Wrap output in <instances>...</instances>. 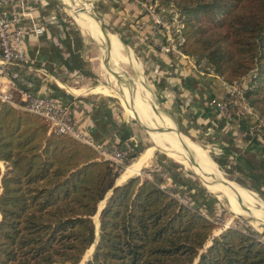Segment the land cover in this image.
Segmentation results:
<instances>
[{"label": "trees", "instance_id": "obj_1", "mask_svg": "<svg viewBox=\"0 0 264 264\" xmlns=\"http://www.w3.org/2000/svg\"><path fill=\"white\" fill-rule=\"evenodd\" d=\"M159 2L184 20L182 51L227 83L245 82V98L264 119V0ZM129 145L131 161L142 148ZM234 153H217L221 169L251 180L249 187L264 197L260 163ZM2 162L0 264H80L96 242L93 217L112 188L98 244L85 264H264V238L252 227L213 235L221 225L201 214L216 215L199 190L189 195L181 189L190 201L185 205L162 188L163 180L137 175L114 187L119 167L95 147L50 132L42 116L0 100ZM166 177L176 191L187 186L181 173Z\"/></svg>", "mask_w": 264, "mask_h": 264}, {"label": "crops", "instance_id": "obj_2", "mask_svg": "<svg viewBox=\"0 0 264 264\" xmlns=\"http://www.w3.org/2000/svg\"><path fill=\"white\" fill-rule=\"evenodd\" d=\"M18 1L11 10L19 14L32 13L35 22L44 27V33L37 37L31 22L24 20L22 26L25 29V43L32 62L13 67L8 76L1 78L3 85L11 90L17 85L35 94L57 97L63 103L71 105L75 111L78 128L95 144L106 148L129 145V140H135L132 128L109 99L97 96L99 93L109 95L108 92L112 91L106 86L85 88L86 84L79 85L83 77L91 74L85 64L87 60L85 41L81 35H77L68 21L60 16L58 3L54 0ZM21 1L23 3H20ZM61 1L70 4L67 0ZM93 1L104 24L125 45L121 51L123 55L115 52L112 54L113 59L119 61L122 68L126 64L131 66L132 72L140 77L143 83L139 84L137 80L140 90L137 94L136 110L140 116L139 111L143 106L147 111L149 108L146 98L148 95L141 92V87L145 83L142 79L144 76L141 75L143 73L148 80L145 89L150 91L149 95L152 93L157 99L162 108L161 113L165 115L161 120L166 121L171 127H174L175 123L184 133L200 139L215 155L221 150L229 157L234 152L245 153L254 157L264 170V127L251 134L250 120L235 115L226 116L221 111L219 105L227 94V83L221 77L202 74L196 71L187 59L162 53L151 42L146 41L135 29V21L140 15V7L135 1ZM71 7L70 4L68 8ZM72 10L74 11L73 7ZM86 26L97 40L94 39L96 43L99 41L103 45L106 44V38H99L89 25ZM102 50L104 57L105 51L103 48ZM131 53L137 65L130 58ZM73 87L75 90L84 91L75 93ZM125 90L128 93V89ZM127 99L129 100L128 96ZM144 122L149 124L145 120ZM129 131L132 132V136L128 138ZM183 136L190 139L185 134ZM132 142L134 143V141L130 143ZM154 152L150 149L151 155L145 164L153 157ZM145 164L143 168L147 166ZM169 173L168 171L166 174ZM127 179L118 183L116 187L123 185ZM163 183L170 188L172 180L166 177Z\"/></svg>", "mask_w": 264, "mask_h": 264}, {"label": "rangeland", "instance_id": "obj_3", "mask_svg": "<svg viewBox=\"0 0 264 264\" xmlns=\"http://www.w3.org/2000/svg\"><path fill=\"white\" fill-rule=\"evenodd\" d=\"M54 1L59 4V8L58 7L57 8H58V12H59L60 16L64 17L66 19V21H68V23L71 25V27H73V29L76 30L77 35L78 34L81 35L82 39L85 41L86 48L84 50L86 52V57H87L85 64H86V66H88L87 67L88 71L91 74L83 77V79L79 85H81V84L85 85L86 84L85 88H95V87H99V86L108 87L112 91V92H108L111 94V96H110V94L106 95V94H101V93L97 94V96H99L101 98L109 99L115 105V107L118 109L119 114L122 115V117H124L127 124L132 128V132H133L135 140H129L128 144H130L131 141H134L135 146H139L140 148H142V152L140 153V155L137 158L127 162L123 167H121V166L119 167L120 174H119V177L115 180L114 187H116V185L118 183H121L118 181V179L121 178V174L127 169V167L134 164L138 160V158H140L143 155V153L146 149H149V150L151 149V150L155 151L154 155L148 161V163L145 164L147 166H145L144 168L142 167L141 170H139V173L141 172L140 176L149 177V174H150L152 179H158V181H161V180L165 179V177L167 175L166 173L168 171L171 173L173 171L177 172V173H181L182 177H184L185 181L187 182V186L179 187L177 189V191L174 189L173 190L176 192H178V191L180 192V191H182L181 189H183L189 195H190V193H196V191L199 190L201 193H203L205 195V197H206L205 199H207L208 203L212 204L213 207H215L214 213L216 214V217H218V222L221 225L220 228L216 229L215 232L213 233L214 236L219 235L222 232V230L226 229L225 227L227 225H229V226H239V227H243V228L248 227V226L252 227L254 230H256L260 234V236H262L264 238V225L259 223L258 220H255V219L248 217L244 214H235V207H237L239 205V203H238L239 199L232 197V196L227 194L228 192L232 191L231 193H234L237 195L238 194L239 195L240 194L245 195V196H247L248 200H251L252 203L255 202L258 205H260L261 208H264V197L260 193H258L257 191H255L249 187L251 185L250 183H252V181L249 179H246V178H244V179L241 178V174H236V173H233V174L228 173L227 174V173H225L221 169V167L219 166V164L217 162L216 155L213 152V150L210 148V153H208V151L202 149V147H200L198 145V143H200V144L208 146L206 143H204L200 139L192 137L188 133H184L172 121L174 123V128H177L181 133H183L187 136H190L194 141L198 142V143L194 142L193 140H191L190 137H189L190 139H188V141L191 144L196 145L198 147V149L200 151H202L207 156L208 159H210L209 162L216 167V168L215 167L213 168L214 170L219 171L222 176H224L227 180L231 181L233 187L230 185L227 186V185H222V184H218V183L214 182L215 177L213 176V173L211 171L208 172V170H207V172L211 176H208L209 178H206V182H204L203 179L201 178L202 171L201 170L199 171V169L197 167L191 165L189 162L191 161V158L195 159L196 157H198L203 162L206 157L203 156L204 159L201 158L198 155V153H196L191 148H190V150H188V149L186 150L185 148H182L178 144V142L176 141L177 136L171 135L172 133L154 132V131L150 132L145 127H143V124L145 126H146V124H145L144 120L142 119V117L137 113V110H136V108H137V105H136L137 94L140 90L139 85L137 83V80H140V77H138L136 74H134L132 72V67L129 66L128 64H126L124 66L122 65L123 66V68H122L120 65V62L119 61L117 62L118 63L117 66L121 70L124 69L126 72L130 73V75L132 76V78L135 81V88L137 89V94L134 97V100H135V106H134L131 103V99H132L133 95H132V92L130 90L131 89L130 86L132 84L130 83V80L127 78L126 75L123 74V76H122L124 79L122 84H119V80L115 76V78H116L115 79V86H116L117 92L115 91V89H113L109 85V83H110L109 78L110 77H109L108 70L106 69V67L103 63L104 62V58H102L103 57V50L96 43L97 40L95 39V37L91 33V31L87 29L88 27L86 26V24H87V25H89V27L91 29H93L92 19L87 17L86 13L83 10H81L80 5L77 4V2L75 0H67V1H69V3L72 5L75 13L81 12L80 17L82 19H78L76 17L74 11L72 10V7L68 8L70 6V4H67V3L65 4L63 2L65 4L64 5L62 3V1H60V0H54ZM93 3L94 4L92 7L96 10V4H95V2H93ZM96 12H97V10H96ZM84 22H86V24ZM94 24H95V22H94ZM97 26H99V25H97ZM109 31L111 32L110 36L112 35L113 38L121 41L120 38L115 33H112L111 29H109ZM141 75L144 76V78L142 77V79H144V81L146 83V84L144 83V85L146 86L148 83L147 77L143 73H141ZM125 88L128 89V93H126ZM144 93L147 94L146 89H143L142 94H144ZM120 94L122 95L121 100L116 98V96L120 95ZM127 96L129 97V100L127 99ZM16 97H18V96L16 95ZM146 98H147V103L150 105V107H149L150 108V112H149L150 118L156 119V117H157L160 120L163 119L161 117L165 116V115H163V113H161L162 108L160 107L157 99L154 98L153 94L151 93V95H149ZM145 102H146V100H145ZM152 104H154L157 107V109L160 111L159 114H157L155 112L154 108L152 107ZM161 121H163V120H161ZM165 122L166 121H164V124H165ZM148 125H150V124H148ZM165 125H167V124H165ZM150 126H152V125H150ZM154 126H152V127H154ZM174 132H176V131H174ZM183 134H181V135H183ZM184 141H186V140H184ZM187 151H190V153L196 157H190V155H188ZM214 161L218 164V166L216 165V163ZM0 165L2 168V172H5V169H6L5 164L2 162V163H0ZM153 168H154V170H152ZM153 171H154V173H153ZM137 174L135 173V174L131 175V177L137 176ZM207 182L209 184H207ZM213 188H215V190ZM234 188L237 190V193H236ZM246 188L249 190H247ZM215 191L220 192L219 195L221 196V198L219 197V195ZM112 194H113V188L107 192L105 198L99 203L98 211L93 217L94 225L96 228V241H97L98 236H99V225H100L101 212L106 207V205L109 201V198ZM187 194H186V196H187ZM230 199H232L234 202L231 203L229 201ZM252 205L254 207H256V205H254V204H252ZM262 213L264 214L263 210H262ZM210 242H211V239L209 240L207 245H209ZM95 243L87 250V252L85 253L80 264L86 263L92 257V255L95 251Z\"/></svg>", "mask_w": 264, "mask_h": 264}, {"label": "built area", "instance_id": "obj_4", "mask_svg": "<svg viewBox=\"0 0 264 264\" xmlns=\"http://www.w3.org/2000/svg\"><path fill=\"white\" fill-rule=\"evenodd\" d=\"M133 1L140 7V15L134 24L135 29L146 41L151 42L162 53L175 58L187 59L196 71L202 74L215 75L212 68L205 62H197L194 57L182 51L181 47L185 43L184 20L172 5L167 7L159 0ZM18 2V0H0V100L42 116L49 122L50 132L70 134L95 147L105 159L110 160L117 167H123L130 161L133 149L129 145L120 148H106L95 144L78 128L75 111L71 105L63 103L58 98L35 94L17 85L12 90L3 85L1 78L8 76L13 67L28 65L32 62L25 43V29L22 26L24 20L31 22L33 32L37 37L44 33V27L35 22L32 13L19 14L11 10V7ZM245 89V82L227 83V94L219 108L226 116L235 115L250 120L252 123L250 133L254 134L264 127V119L248 103L244 96ZM149 178H151L150 174ZM162 188L182 204H190L185 194L176 192L165 185H162ZM201 214L220 225L216 215L212 216L204 209L201 210ZM228 227L230 226L227 225L225 228Z\"/></svg>", "mask_w": 264, "mask_h": 264}, {"label": "bare ground", "instance_id": "obj_5", "mask_svg": "<svg viewBox=\"0 0 264 264\" xmlns=\"http://www.w3.org/2000/svg\"><path fill=\"white\" fill-rule=\"evenodd\" d=\"M76 2H77V4H79L80 5V8H81V10H83L85 13H86V15H87V17L88 18H90V19H92V27H93V30L96 32V34L97 35H99V38L101 37H103L104 36V38H106L105 37V35H104V33L102 32V29H101V27H100V23L93 17V14H92V5H91V3H89L87 0H75ZM74 2V1H73ZM79 8V9H80ZM90 9V10H89ZM76 17L78 18V19H81L80 18V16H81V12H77L76 14ZM95 22V24H94V22ZM97 25H99V26H97ZM97 30V31H96ZM110 40L112 41V49H113V51H112V54L113 53H119L120 55H123V52H121L124 48H125V45L121 42V41H119V40H117V39H115V38H113L112 37V35L110 36ZM113 41L115 42V43H113ZM99 45H100V47L101 48H103L104 49V51H105V44L103 45V44H100V43H98ZM122 50H121V49ZM131 56H130V58L136 63V65H137V61H136V59H135V57H134V55L131 53L130 54ZM116 56V55H115ZM125 56H127V55H125ZM110 60H111V64H112V68L114 69V75L117 77V79L119 80V82L121 81V77L120 76H123V75H121V74H123V72H122V70L117 66L118 65V63L113 59V57L111 56L110 57ZM119 70H121V71H119ZM138 83L139 84H143L142 83V81L141 80H138ZM145 85H142V87H141V92L143 91V89H145V87H144ZM70 88H72V87H70ZM104 88V87H103ZM108 89V88H107ZM73 92H75V93H83V91L84 90H75L74 89V87H73ZM96 90V89H95ZM147 90V95L149 96V90L148 89H146ZM86 91V90H85ZM106 91H108V90H106ZM106 91H104V92H106ZM88 92V91H87ZM87 92H85V93H87ZM101 92V91H100ZM80 95V94H79ZM143 104V103H142ZM148 106L150 107V105L148 104ZM140 107V106H139ZM148 111L150 112V108H148ZM148 111L144 108V106L142 107V109H140V114H141V117L147 122V123H149L150 125H155V126H157V127H155L156 129H158L157 131H163V132H169V133H172L171 135H175V136H177V138H176V141L178 142V144L182 147V148H185L186 150L188 149V150H190V148L191 149H193L196 153H198V155L201 157V158H203L204 159V157H206L205 159H204V161L202 162L198 157H196V156H194L193 154H191L190 153V151H187V153H188V155H190V157H196L195 159L193 158V160H195V161H197V163H199V165L200 166H198V165H195V164H193L192 163V158H191V161L189 162L191 165H193V166H195V167H197L198 169H199V171L201 170L202 171V175H201V178L203 179V181L204 182H206V178H209L208 176H211V175H209V171H211L212 173H213V176L215 177V181L214 182H216V183H218V184H222V181L224 182V181H226V178L224 177V176H222L221 174H220V172L219 171H216V170H214L213 168L215 167L213 164H211L210 162H209V160L210 159H208L207 158V156L202 152V151H200L199 149H198V147L196 146V145H194V144H191L189 141H188V139L185 137V136H183L182 135V137H183V139L184 140H186V141H184V140H180V136H178V134L176 133V132H174L173 130H171L173 127H171L167 122H165V124H167V125H165L164 124V121H161L160 119H158L157 117H156V119H152V118H150V116H149V113H148ZM144 125V124H143ZM174 138V137H173ZM155 140V139H154ZM150 150L149 149H146V151H145V153H143V155L140 157V158H138V160L134 163V164H132L131 166H129V167H127V169L121 174V178H119L118 179V181L119 182H122L123 180H125V179H127L128 177H130L131 175H133V174H135V173H138L139 172V170H141V168L143 167V165L145 164V162H146V160L150 157ZM204 156V157H203ZM208 159V160H207ZM190 165V166H191ZM216 168V167H215ZM207 170H208V172H207ZM197 171V170H196ZM207 172V173H206ZM216 179H219V180H221V181H216ZM211 180V179H210ZM209 180V181H210ZM212 182V181H211ZM207 184H209L208 182H207ZM223 185V184H222ZM230 186H232L233 187V185H232V183L230 182ZM215 187V186H214ZM220 188V187H219ZM218 188V189H219ZM214 190H215V188H213ZM235 189V188H234ZM235 191H236V193H237V190L235 189ZM216 192V191H215ZM226 192V191H225ZM232 191H230V192H228L227 194L228 195H230V196H232V197H235V198H237V199H239L238 200V203H239V205L237 206V207H235V214H244V215H246V216H248V217H251V218H253V219H255V220H258V222L259 223H261V224H263L264 225V214L262 213V210L264 211V208H261V206L260 205H258L257 203H255V202H251V200H248V198H247V196H245V195H237V194H234V193H231ZM218 195H219V193L220 192H216ZM225 195V194H224ZM219 197L221 198V196L219 195ZM231 203L232 202H234L232 199H230L229 200ZM252 204H254V205H256V207H254ZM263 221V222H262Z\"/></svg>", "mask_w": 264, "mask_h": 264}, {"label": "water", "instance_id": "obj_6", "mask_svg": "<svg viewBox=\"0 0 264 264\" xmlns=\"http://www.w3.org/2000/svg\"><path fill=\"white\" fill-rule=\"evenodd\" d=\"M61 1V0H60ZM89 3H91L92 4V6H93V0H87ZM63 3V2H62ZM64 4V3H63ZM65 5V4H64ZM92 14H93V17L100 23V27H101V29H102V32L104 33V35H105V37H106V44H105V52H104V65H105V67H106V69L108 70V73H109V79H110V83H109V85L113 88V89H115V91L117 92V89H116V86H115V75H114V69L112 68V64H111V60H110V57L112 56V51H113V49H112V42H111V40H110V34H111V32L109 31V29L105 26V24H104V22H103V20H102V18L98 15V13L96 12V10L94 9V8H92ZM98 43V42H97ZM100 46V45H99ZM119 71H121V70H119ZM122 72H123V74L124 75H126L127 76V78L130 80V83L132 84L130 87H131V92H132V95H133V97H132V99H131V103H132V105H134L135 106V100H134V97L136 96V94H137V89L135 88V81H134V79L131 77V75L128 73V72H126L125 70H123L122 69ZM123 74H121V75H123ZM121 77V83L119 82V84H122V82L124 81V79H123V77L122 76H120ZM117 82V81H116ZM121 97H122V95L120 94V95H117L116 96V98H118V99H120L121 100ZM152 107L154 108V110H155V112L157 113V114H159L160 113V111L157 109V107L154 105V104H152ZM143 127H145L147 130H149L150 132H163V131H157L158 129H155L154 127H151L150 125H148V124H146V126L145 125H143ZM171 130H173V131H176L177 132V134H178V136H180L179 138H180V140H183V137H182V135L181 134H183V133H181L177 128H172ZM188 137H190V136H188ZM191 138V137H190ZM192 139V138H191ZM193 140V139H192ZM194 141V140H193ZM194 142H196V141H194ZM196 143H198V142H196ZM198 145L200 146V147H202V149H204V150H206V151H208V153H210V147H208V146H206V145H203V144H200V143H198ZM215 162V161H214ZM192 163L193 164H195V165H198V166H200L199 165V163H197V161H195V160H193V158H192ZM216 163V162H215ZM216 165L218 166V164L216 163ZM137 175H140V173H138ZM221 181V180H219V179H216V181ZM230 180H227L226 179V181H222V184L223 185H230ZM245 188V187H244ZM247 189V188H246ZM247 190H249V189H247ZM251 191V190H250ZM99 233H100V225H99ZM98 241H99V236H98V239H97V241H96V243H95V249H96V246H97V244H98ZM212 244V240H211V242H210V244L209 245H207L206 246V248L207 247H209L210 245ZM85 264V263H84Z\"/></svg>", "mask_w": 264, "mask_h": 264}]
</instances>
